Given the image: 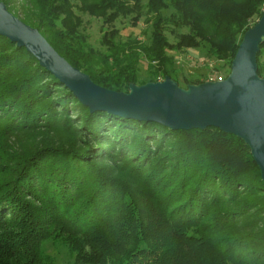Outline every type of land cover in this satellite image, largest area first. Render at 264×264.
Returning <instances> with one entry per match:
<instances>
[{
    "label": "trees",
    "instance_id": "trees-1",
    "mask_svg": "<svg viewBox=\"0 0 264 264\" xmlns=\"http://www.w3.org/2000/svg\"><path fill=\"white\" fill-rule=\"evenodd\" d=\"M0 1L116 91L165 76L183 87L213 78L173 68L174 53L190 48L204 47L218 63L213 79L225 77L264 8V0ZM84 15L101 20L98 46ZM141 19L148 28L139 34L117 27ZM263 54L264 40L256 57L264 78ZM51 242L71 264H264V185L235 135L90 113L0 35V264H53Z\"/></svg>",
    "mask_w": 264,
    "mask_h": 264
},
{
    "label": "water",
    "instance_id": "water-1",
    "mask_svg": "<svg viewBox=\"0 0 264 264\" xmlns=\"http://www.w3.org/2000/svg\"><path fill=\"white\" fill-rule=\"evenodd\" d=\"M0 35L30 53L90 113L155 122L170 130L215 127L235 135L248 146L264 185V78L257 73L256 60L264 40V8L244 31L227 75L185 87L169 76L130 83L127 91L100 86L58 54L37 28L8 11L3 1Z\"/></svg>",
    "mask_w": 264,
    "mask_h": 264
},
{
    "label": "rangeland",
    "instance_id": "rangeland-1",
    "mask_svg": "<svg viewBox=\"0 0 264 264\" xmlns=\"http://www.w3.org/2000/svg\"><path fill=\"white\" fill-rule=\"evenodd\" d=\"M14 1L16 2L15 3L16 6L21 3V0H14ZM83 18L84 21H87V24L85 26H86V32L88 34L89 42L93 46H98L99 38L104 30V27H101L102 26L101 20L86 15H84ZM117 27L119 28L123 36L130 34V32H133L134 34H139L141 29L148 28V26H146V24L143 23L142 19L137 23V26H129L127 22H125L124 20L122 24H117ZM263 58H264V54L262 56V59ZM173 60H174L173 68H175L177 71L183 70L185 73L191 74L192 76H196L195 75L196 73H202L209 77H213V78L216 77L214 76L216 74L215 73L216 71L213 69V67L216 66L218 63L215 61L214 58L207 56L206 49L204 47H199L195 49L190 48V50L188 49L186 51L174 53ZM144 69H145L144 64H141L138 71L140 80L145 79ZM226 69L227 68L224 67V70ZM222 75L223 72H220L217 77L224 78ZM213 78H210L209 80ZM46 251L51 256L53 260V264L72 263L73 260L72 255L70 254L68 249L62 244L51 242L47 245Z\"/></svg>",
    "mask_w": 264,
    "mask_h": 264
},
{
    "label": "built area",
    "instance_id": "built-area-1",
    "mask_svg": "<svg viewBox=\"0 0 264 264\" xmlns=\"http://www.w3.org/2000/svg\"><path fill=\"white\" fill-rule=\"evenodd\" d=\"M220 79H222L221 77H218V78H216V79H211V80H220Z\"/></svg>",
    "mask_w": 264,
    "mask_h": 264
}]
</instances>
